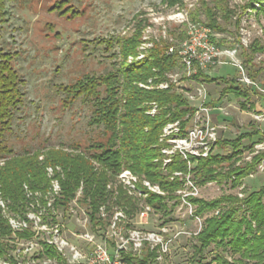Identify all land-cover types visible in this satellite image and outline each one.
<instances>
[{
    "label": "trees",
    "instance_id": "16d2710c",
    "mask_svg": "<svg viewBox=\"0 0 264 264\" xmlns=\"http://www.w3.org/2000/svg\"><path fill=\"white\" fill-rule=\"evenodd\" d=\"M6 1L0 0V30L7 22ZM178 1L162 0L169 5ZM256 1L264 3V0H247L242 8L255 10L254 6H250V2ZM65 3L67 2L63 0L56 2L52 10H61ZM258 12L264 14V9L259 7ZM63 13L74 15L76 11L69 6ZM200 14L203 15V20L198 19ZM236 15L235 8H229L228 0H198V7L191 13V21L201 23L211 34H228L226 27L229 24L238 30L239 17L232 21V17ZM140 25L141 21L128 38H109L100 40L99 43L105 45L106 51L116 46L124 60L136 53L141 38ZM169 33L177 41L182 40L185 35L184 31L176 32L174 29ZM211 42L218 46H226L227 43L225 39L216 40L213 36ZM235 42L239 44V38H236ZM169 46L167 39L155 42L141 62L129 65L122 62L119 68L113 64L116 68L106 75L84 76L73 84H60L56 87L57 93L61 95L60 105L63 109L70 108L77 100L90 104L91 115L86 125L89 131L100 132L98 140H90L85 147L74 141L68 148L59 144L56 148L45 149L44 144L35 150L23 147L20 152H15L7 145V136L14 135L12 127L14 121L19 118L16 113L23 104L24 81L12 66V60L17 54L4 51L0 46V199L7 203L12 214L22 215L30 204H35L36 198L33 194L36 192L43 193L38 202L45 205L44 193L49 190L52 178L58 180L61 188V198L56 203L60 207L72 200L81 188L80 200L88 204L85 206L93 224L99 207L110 200L111 193L106 186L108 183L114 184L115 177L122 169L130 170L140 179L144 178L170 194L181 185L178 180L169 182L162 175V144L159 143V136L166 123L181 119L191 112L192 108L172 88L164 91H145L136 85L153 76L152 69H157L161 74L172 68H179L176 56L167 54ZM263 52L264 46H260L256 41L246 48H241L240 57L247 75L252 80H255L259 73L253 64L254 56ZM110 57L114 58L116 55L112 53ZM195 79L207 84L219 81L218 78L204 75L202 72H198ZM221 82L225 87L220 91V95L229 93L235 98L247 101L250 90H242V87L236 84L235 77ZM260 97L262 98L261 95ZM244 101L240 103L242 109L252 108V105L246 107ZM150 102L157 103L159 107L158 113L153 117L145 115L147 104ZM258 134L259 132L255 131L244 135L252 138ZM242 138L243 135L234 140L220 138L217 144H229L230 147L236 148ZM239 153L237 150L230 154L195 159L190 173L193 176L197 174L196 183L200 184L207 180H217L216 183L221 185L224 180L227 183L233 176L230 189L234 190L241 184L242 178L253 171L260 157L264 156L263 153L252 163L235 168L234 161ZM41 154L42 160H38ZM224 165L229 169L228 174L220 171ZM48 166L52 167L53 177L47 175ZM57 167L59 170H56ZM167 169L187 171L185 162L178 155L173 157ZM24 187L31 193V197L26 196ZM263 197L264 187L258 191L246 192L243 199H238L233 194L222 195L210 201L191 198L195 215L204 218L202 228L191 247L194 264H264ZM146 202L155 212H160L162 217L169 215L170 211L162 198L150 195ZM113 203L122 207L130 218L137 209L133 200L122 190H119ZM215 211L218 213L214 214ZM9 233L6 220L0 213V236L6 238ZM5 246L8 247L0 243V255H3L2 249ZM46 254L49 257L55 255L50 248H46ZM205 255L211 256L206 262L203 261ZM149 259L150 256L139 264H147Z\"/></svg>",
    "mask_w": 264,
    "mask_h": 264
},
{
    "label": "rangeland",
    "instance_id": "374dc122",
    "mask_svg": "<svg viewBox=\"0 0 264 264\" xmlns=\"http://www.w3.org/2000/svg\"><path fill=\"white\" fill-rule=\"evenodd\" d=\"M58 1L62 0H7L5 3L7 22L3 24L0 30V46L4 51L15 52L17 54L12 60V66L24 81V85L22 86V92L24 93L23 104L20 111L16 113L19 118L14 121L12 127L14 135L7 136V145L12 147L15 152H20L23 147L35 150L44 144H46L45 149L56 148L60 146L59 144L68 148V145L74 141L79 142L82 147H85L90 140H98L100 138V132L98 130L94 131L95 133L89 131L86 125L91 115L90 104H85L77 100L70 108L63 109L60 105L61 95L57 93L56 87L60 84H73L76 80L84 76L106 75L116 67L119 68L122 62L129 65L143 61L147 57L151 47L143 52V59L139 61L133 60L130 63L128 56L124 60L121 58L116 46L106 51L105 45L99 43L100 40H108L109 38H128L137 29L140 21L142 30L136 53L140 44L144 42L143 36L146 38L149 37V41H151L149 43L151 45L165 39L169 41L170 45L176 43L177 39L171 37L169 32L171 29L176 30V32H183L184 26H180L179 23L177 24L173 21H166V19H161V17L166 16V14L178 8L180 11L188 12L189 15L187 18L191 21V13L198 7V0L197 4L196 1L192 3V0H179L173 5L162 2V0H63L67 3L62 5V9L53 11L52 8ZM246 2L247 0H228L229 8H235L237 14L232 17V21H235L237 17L240 19L238 30H235L229 24L226 27L229 32L228 34H212L216 40H226L227 43L224 47L238 46V58L242 63L243 60L240 57L242 47L246 48L255 41L260 46H264V14L261 12L257 13L259 7L264 9V3L257 1L250 2V6H254L255 10L249 8L244 10L243 8ZM69 6L76 11V14L70 15L69 13H63L65 8ZM198 19L203 20V15L200 14ZM199 24L202 25L201 23ZM162 25H164L165 29L161 27ZM236 38H239V44L235 42ZM112 53L116 57L111 58L110 54ZM113 64L116 67H113ZM253 64L259 70L254 81L264 91V52L254 56ZM177 71L179 74L181 73L178 68H172L161 74H159L157 69H152L151 72L153 75H160L159 77L161 79L167 80L170 83L168 76ZM209 73L210 77L219 78L217 82L211 84L204 83L209 95L214 98L213 100H216L220 97V91L225 87V84L221 80H229L231 77H235V75L229 66L222 69L213 68L209 70ZM184 84L187 89L193 88L191 82H185ZM242 90L244 89L242 88ZM173 91H175L174 88ZM221 97H223L221 106L229 114L226 119L228 127L221 132V138L234 140L242 135L243 138L239 141L236 148L230 147L229 144H217L211 156L230 154L238 150L240 153L235 158L234 167H244L264 153V148L259 150L257 154L253 149L256 144L264 143V133H260L252 138L244 135L255 131L264 132V121L256 122L252 119L254 112L264 110V92H257V94H254L252 91L248 92L247 101H244L242 98H235L229 93H225ZM243 101L246 107L252 105V108L241 109L240 103ZM149 104H147V108ZM157 110L159 111V107ZM184 118L185 116L178 120L183 122ZM45 140H47V143ZM65 150L69 151V149ZM42 156L43 154L39 156L38 160H42ZM169 156L165 155L163 158L168 160ZM249 157L250 159H247ZM261 158L264 159V156ZM47 168L52 169L50 166ZM221 168L220 171L226 174L229 173L226 165ZM255 168L256 164L252 172L255 171ZM56 170H59L58 167ZM170 172L166 167V172L162 174L169 182L172 181ZM132 175L135 174L132 173ZM196 175H192L195 182L197 181ZM116 179L117 177H115L114 184L108 183L113 188L112 193H115L113 202L115 201L116 194L119 193V190H122L126 196L133 200L134 207L137 208L134 216L130 218L125 210L118 206L123 211L130 227L138 230H150L155 225L154 219L157 224L161 221V218L158 219V217L154 216L156 212H153V209L149 211L146 219L136 217L142 211V205L150 206L147 202L145 203L150 195L162 198L163 203L168 208H171L172 202L165 203V201L171 197L173 198L174 192L170 194L161 188L158 189V185L141 178L146 183L148 182L149 187H145L138 182L137 188L146 192L147 195L135 198L134 195L127 194L126 190L117 185ZM53 180L58 182L57 179L52 178L50 179V183ZM216 181L207 180L204 184L197 182L196 185L201 199L210 201L222 195L233 194L236 191L235 189L234 191H227L230 179L227 183L225 180L224 182L222 181L223 183L221 185H218ZM242 182L245 184L244 194L246 192L258 191L264 187V173H257L253 178H247L246 176L242 178ZM47 191L44 195L48 193ZM37 193L43 194L42 192ZM80 199L78 198L74 202L73 198L68 203L62 204L61 207L60 205H56V208L60 207L59 213L61 216L51 221V223L60 224L67 237H70V235L66 228L69 227L70 229L72 226L70 223L68 224L70 218L68 217L66 209L71 206V203H76V207L78 206L80 209H87L85 205L88 204L82 203ZM181 221L184 222V225L173 224L170 232L183 229L187 233H193L197 230L195 222H190L186 218ZM66 224L68 227L65 226ZM90 224L89 227L92 231L96 232L97 229L95 226L100 225V222L95 218L94 224L92 222ZM105 224L103 222L101 227L103 230H106ZM152 229L156 228L153 227ZM12 237L11 233H9L6 239L10 238L13 240ZM15 238L18 240H28L29 236L18 235ZM190 238L188 235H185L173 245L172 252L176 253L173 259L176 264H194V253L191 249ZM3 244L8 246L2 249L3 254L7 255L8 251L13 247L8 243L3 242ZM177 245L179 246L176 247ZM210 257V255H205L203 261H208Z\"/></svg>",
    "mask_w": 264,
    "mask_h": 264
},
{
    "label": "built area",
    "instance_id": "2783aa9c",
    "mask_svg": "<svg viewBox=\"0 0 264 264\" xmlns=\"http://www.w3.org/2000/svg\"><path fill=\"white\" fill-rule=\"evenodd\" d=\"M192 1V3L196 1L197 4V0ZM188 15V12L176 8L161 17L166 21H173L184 26V38L171 44L167 50L168 55L176 56L181 75L177 71L168 76L172 85L157 75L136 84L138 88L145 91H164L173 87L175 92L180 94L192 108V111L185 115L183 122L176 120L166 123L159 136V143L162 144L160 149L162 173L166 172V167L172 162L175 155L185 162L186 172H188H170L171 180H178L181 185L174 191L173 198L165 201V203L172 202L171 208L167 207L170 211L169 215L162 217L160 213H158L159 215L157 212L153 213L158 219L163 220L157 224L154 219L155 225L152 228L156 229L138 230L132 228L125 219L121 208L114 205L115 193H112V186L108 185L107 189L111 193L110 200L98 209L96 219L100 225L95 226L96 232L89 227L91 222L88 210L80 209L78 206L76 207V203H71V206L66 209L70 218L68 224L70 223L72 226L69 229L68 225H65L68 227L66 230L70 235L67 237L60 224L51 223L61 216L60 207L56 208L61 188L58 182L53 180L48 193L44 195L45 205L38 202L41 194L36 192L33 194L36 203L30 204L22 215L12 214L8 210L7 203L0 199V213L6 220L13 236V240L0 236V243H8L13 247L7 255H0V264H139L148 256L150 259L147 260V264H176L173 259L176 255L172 252L173 245L181 237L188 235L191 237L192 247L195 243L194 238L202 228L203 218L195 215V206L190 201L191 198L201 199L197 183L192 178L190 169L193 167V160L207 158L214 153L217 142L221 138V132L228 127L226 119L229 115L226 109L221 106L222 95L213 100L214 98L207 92L205 84L197 81L195 77L198 72L209 76V70L229 66L234 72L237 85L253 93H263L264 91L247 75L245 66L238 58V46L224 47L211 42L213 35L210 30L199 23L189 21ZM161 27L165 29L164 25ZM143 41L138 48V54L128 56L130 63L133 60L143 59V52L152 47L149 37L143 36ZM185 82H191L193 88L187 89ZM157 109L158 105L155 102H150L145 115L153 117L157 114ZM252 119L256 122L264 121V110L254 112ZM263 148L264 143L256 144L253 147L256 154ZM165 155H170L168 160L163 158ZM46 172L49 177L53 176L51 168H47ZM254 172L250 173L247 178H253L257 173H264L263 158L256 163ZM116 177L117 185L126 190L127 194L134 195L135 198L147 195L146 192L137 188V183L149 187L148 182L132 175L130 170L122 169ZM233 179L234 177L230 179L229 183ZM227 187L228 192L234 191L230 189V184ZM157 188L160 189L158 186ZM24 189L26 196L31 197L27 188L24 187ZM235 190L233 194L238 199L245 197L244 182H241ZM80 196L81 188L76 192L73 201L75 202ZM142 207V211L136 217L146 219L149 211L153 208L148 205H142ZM153 212H155L154 209ZM217 213V211L214 212V214ZM184 218L195 222L197 230L193 233H187L183 229L170 232L173 224L184 225V222L181 221ZM103 222L106 223V230L101 228ZM124 223H126L125 226H123ZM18 235H28L29 239L18 240L15 238ZM182 247L184 248V246ZM46 248H50L55 255L49 257L46 254ZM128 257L131 259L129 260ZM228 260L230 259L228 258Z\"/></svg>",
    "mask_w": 264,
    "mask_h": 264
},
{
    "label": "crops",
    "instance_id": "0c3cea01",
    "mask_svg": "<svg viewBox=\"0 0 264 264\" xmlns=\"http://www.w3.org/2000/svg\"><path fill=\"white\" fill-rule=\"evenodd\" d=\"M225 67H226V66H225ZM225 67H221V68H219V69H222V68H225ZM214 69H216V68H214ZM231 70H232V69H231ZM218 79H219V78H218ZM232 96H233V95H232ZM221 98H223V97H221ZM256 106H257V105H256ZM240 108H241V107H240ZM262 122H263V121H262ZM259 131H260V130H259ZM260 133L262 134V133H264V132H263V131H260L259 134H260Z\"/></svg>",
    "mask_w": 264,
    "mask_h": 264
}]
</instances>
